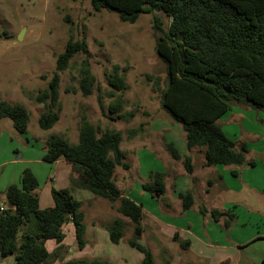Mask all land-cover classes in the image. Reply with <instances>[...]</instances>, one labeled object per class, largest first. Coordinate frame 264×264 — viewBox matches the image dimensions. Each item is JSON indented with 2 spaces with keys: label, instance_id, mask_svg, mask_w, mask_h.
Listing matches in <instances>:
<instances>
[{
  "label": "trees",
  "instance_id": "trees-1",
  "mask_svg": "<svg viewBox=\"0 0 264 264\" xmlns=\"http://www.w3.org/2000/svg\"><path fill=\"white\" fill-rule=\"evenodd\" d=\"M95 12H114L123 23L134 24L142 14L153 16V29L158 34L156 52L166 66L167 84L160 88V81L148 75L154 86L161 91L162 108L185 132L189 150L205 149V166H242L248 148L236 143L223 132L218 121L233 105H244L264 112V0H90ZM157 12L171 19L168 30ZM87 52L85 41L71 37L65 49L57 56L56 71L35 101L44 106L38 124L42 130H51L61 118L60 73L66 71L71 60L79 53ZM45 78V77H44ZM112 91L108 97H116L128 87L115 66L109 79ZM96 86L88 62H84L80 88L84 96H90ZM103 115L107 116L103 101L99 99ZM124 103L116 100L109 106L112 121L126 120ZM129 117H133L131 114ZM10 119L13 128L21 135L28 132L29 113L21 105L0 101V120ZM144 128L128 131L133 138ZM121 131L99 129L89 122L86 115L81 119L79 142L71 144L67 139L51 135L47 141L43 162L52 164L64 160L73 165L78 174L75 181L80 189L96 197L104 198L134 226L128 240L131 248L143 256L142 264H156L152 250L140 240L144 232L143 207L125 196L116 182V169H130L121 150ZM166 150L174 160H182L187 173L194 167L190 156H181L172 143ZM254 165V163H250ZM237 176V172L233 171ZM39 180L30 169L21 175V184H11L5 190L6 205L0 212V259L13 255L15 264H50L61 257V250L49 253L46 242H61L65 235L62 228L72 222L79 248L86 246V223L82 203L68 189L52 188L53 207L42 209L36 191ZM142 189L153 198L161 200L166 193L165 174L151 171ZM183 211L195 204L193 191L179 193ZM205 217L210 215L225 228L231 226L235 214L230 211L209 210L199 207ZM126 223L114 219L106 229L112 243L119 244L125 236ZM173 240L184 251L190 241H182L178 234ZM67 264H111L102 259H81Z\"/></svg>",
  "mask_w": 264,
  "mask_h": 264
},
{
  "label": "rangeland",
  "instance_id": "rangeland-1",
  "mask_svg": "<svg viewBox=\"0 0 264 264\" xmlns=\"http://www.w3.org/2000/svg\"><path fill=\"white\" fill-rule=\"evenodd\" d=\"M157 15L163 28L168 30L171 19L161 12H157ZM22 31L24 34L19 40L18 36ZM158 34L153 29L151 14H142L134 24L123 23L114 12H95L90 0H0V101L21 105L29 113L28 132L25 135L13 128L10 119L0 120V203L4 200L7 185H20L22 172L30 169L39 180L37 193L41 206H48L52 199L51 187L58 189L66 181L65 171L58 168L59 164H49L42 160L48 138L58 135L71 144H77L84 115L100 133L106 129L121 131L124 145L129 141V130L138 129L141 124L147 130L146 127L152 122L157 124L172 121L161 103L159 89L166 88L167 74L166 66L156 52ZM71 37L85 41L87 52L77 54L71 60L69 68L60 73L61 118L54 128L45 131L38 124L44 106L35 99L48 87V82L56 71L57 56L64 51ZM85 61L96 79V86L90 96H84L80 88ZM115 66L120 67L128 88L111 98L108 97L112 91L109 79ZM148 75L159 79V89L149 80ZM99 99L103 101L107 116L101 111ZM117 99L124 103L122 113L127 115L126 120L112 121L108 118L115 117L110 114L109 106ZM131 114L133 117H129ZM233 133L234 131L231 134ZM160 137L156 136L155 139L159 140ZM155 144V140H149L143 148L146 151L139 150L134 163L130 159L133 169L134 165L138 166L137 173H133L122 187L123 192L134 200H139L146 211L158 210V204L154 200L156 198L144 192L140 186V182L146 179L148 170L161 164L154 160ZM124 145L122 143L121 148ZM253 158L258 164L256 170L240 174L238 172V177L231 173L228 176V180L230 177L234 179L233 183L229 180V184L241 191L238 197L227 194L221 204L226 212L234 210L235 218L231 226L227 229L223 226V221L216 222L210 215H206L202 225L195 227V234L200 236L202 232L206 240L214 245V249H218L215 247L217 245L224 246L220 250L223 254L210 256L211 264H220L219 261L225 258H228L230 264H262L264 238H257L264 236V198L250 193L245 186L255 183L264 188V161L259 157ZM117 174L120 180L121 167L117 168ZM73 195L82 202L95 197L83 189ZM234 204L237 207L233 208ZM117 213L109 203V218ZM179 224L182 222L179 221ZM129 225L118 245L107 237L106 242L100 240V254L112 257L113 249L116 255L127 259L131 258L127 255V250L135 255H142L126 244V236L132 231V226ZM66 234L67 244L70 245L69 232ZM211 234L214 235L212 238ZM140 242L145 246L152 245L146 237ZM105 243L109 248L105 247ZM179 260L175 262L178 263ZM156 261L161 264L159 257ZM4 264H15V259L7 257Z\"/></svg>",
  "mask_w": 264,
  "mask_h": 264
},
{
  "label": "crops",
  "instance_id": "crops-1",
  "mask_svg": "<svg viewBox=\"0 0 264 264\" xmlns=\"http://www.w3.org/2000/svg\"><path fill=\"white\" fill-rule=\"evenodd\" d=\"M218 124L221 126L224 134L236 143L238 150H240L242 144H246L248 152L246 153V161L242 166L238 168L232 166L206 167L204 158L205 149L194 147L189 150L183 128L178 125V123L176 124L173 122V120L170 122L162 121L157 124L152 122V124L146 127L147 130L143 128L133 138H128L127 135L129 140L127 145H124V140L122 141L124 148H121V150L125 154L127 162L130 164V169H122L120 180L118 179L116 169L117 186L125 196L143 207L144 217L142 226L144 232L141 240L144 237L148 240L150 239L152 245H146L152 250L155 261L158 257L160 258L161 264H211V255L223 254V252L220 251L224 248L223 245H217L215 247L218 249H214V245H211V242L206 240L202 232L200 236L195 234L196 225L201 226L203 220L199 207L204 205L211 211H226V209L221 206L225 201L224 197L227 198V194L233 196L237 195L238 197L241 193L240 190L229 184V180L232 183L234 182L233 177H230L228 180L229 173L233 175L232 172L236 171L237 176H233L238 177V172L240 174L243 171L252 172V170H256L258 164L253 157H259L264 161V113L262 111H256L244 105H233L232 109L218 121ZM233 131L234 133L231 134ZM150 136L153 137L148 138ZM156 136L161 137L157 140L155 139ZM149 140H155L156 144L154 145L153 151L156 156H154V160L156 162L158 160L161 164H157L158 166L156 165V167L148 170L146 179L140 182V186L142 188V184L149 179V173L151 171L163 172L166 182L165 196L161 200L154 199L158 204V210L156 209L155 211H146L139 200H134V198L122 190L123 183L129 179L133 173H137L138 166L134 165L135 169H133V164H131L130 159L134 163L138 151H146L143 148L146 147ZM166 143L174 144L181 156L185 157L188 155L192 158L194 167L192 174L186 172L182 160L177 161L171 157L165 148ZM250 163H254V165H250ZM54 164H59L58 168L65 171L66 174L65 183L58 189H68L72 195L78 193L80 188L77 187L75 183L78 174L75 172L73 165L64 160H59ZM34 174L36 175L35 172ZM11 184L13 183L8 184L7 187ZM245 187L250 193L264 198V188H261L255 183H248ZM52 188L54 187H51L50 193ZM188 191H193L195 195V204L190 210L183 211L182 202L178 198V194ZM36 194L38 195L37 191ZM73 197L75 198L74 195ZM143 197L146 198L144 195ZM50 200L46 208L53 207V199ZM81 203L87 227L85 234L87 243L85 248L82 250L79 248L75 227L72 222H68L62 228L65 238L61 242H56L55 240L46 242V248L49 253H54L59 249L61 250V257L50 264H67L70 261L81 259H102L109 261L111 264H142L143 256L135 255L128 250L127 255L131 257L130 259L116 255L113 249L112 257L108 254H100L101 250L99 251L98 246L100 240L105 241L106 237L110 240L106 229L107 225L114 219L122 218L123 216L121 217V215L117 213L111 216L112 218H109V201L104 198L95 196L83 202L81 201ZM2 207H7L5 195L3 202L0 203V212ZM40 207L42 208L41 202ZM235 207L237 206L234 204L233 208ZM232 212L234 213L233 209ZM109 219L112 221L109 222ZM122 219L127 226L129 224V226H132L131 233L126 236V244L130 247L128 240L133 236L134 226L128 218L123 217ZM179 221L182 222L181 225ZM66 232H69L70 235V245L67 244L68 236ZM175 234H178L179 239L182 241H190L191 246L188 250H182L179 244L173 240ZM205 235L207 236V234ZM213 236L214 235H212L211 238ZM208 237L210 238L209 233ZM261 238H264V236L258 237L257 239ZM105 247L109 248L107 243H105ZM8 257L14 258L13 255ZM5 259H7V257ZM5 259H0L2 260L0 264H4ZM177 259H180L178 263L175 262ZM219 263L230 264L228 258L221 259ZM262 264H264V258H262Z\"/></svg>",
  "mask_w": 264,
  "mask_h": 264
},
{
  "label": "water",
  "instance_id": "water-1",
  "mask_svg": "<svg viewBox=\"0 0 264 264\" xmlns=\"http://www.w3.org/2000/svg\"><path fill=\"white\" fill-rule=\"evenodd\" d=\"M23 34H24V31H22V32L19 34V36H18V39H19V40L22 39ZM1 261H2V260H0V262H1Z\"/></svg>",
  "mask_w": 264,
  "mask_h": 264
},
{
  "label": "built area",
  "instance_id": "built-area-1",
  "mask_svg": "<svg viewBox=\"0 0 264 264\" xmlns=\"http://www.w3.org/2000/svg\"><path fill=\"white\" fill-rule=\"evenodd\" d=\"M4 208L2 207L1 210H3Z\"/></svg>",
  "mask_w": 264,
  "mask_h": 264
}]
</instances>
